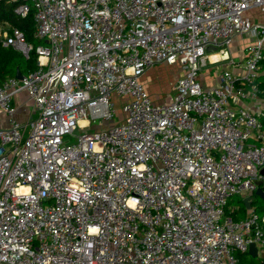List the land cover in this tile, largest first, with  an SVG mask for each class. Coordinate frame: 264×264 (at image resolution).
<instances>
[{"label":"built area","instance_id":"obj_1","mask_svg":"<svg viewBox=\"0 0 264 264\" xmlns=\"http://www.w3.org/2000/svg\"><path fill=\"white\" fill-rule=\"evenodd\" d=\"M11 1L45 43L0 27L4 45L37 56L0 83L12 118L0 129V264H240L251 244L264 264V215L227 212L264 192L263 113L242 105L261 94L264 21L247 12L264 0ZM240 34L254 38L233 61L244 72L205 85ZM159 63L182 71L165 103L140 81ZM22 92L33 108L18 121Z\"/></svg>","mask_w":264,"mask_h":264},{"label":"crops","instance_id":"obj_2","mask_svg":"<svg viewBox=\"0 0 264 264\" xmlns=\"http://www.w3.org/2000/svg\"><path fill=\"white\" fill-rule=\"evenodd\" d=\"M7 26L5 24L0 25V27H4ZM1 38V37H0ZM254 40V38L252 36H250L249 34H240V35H236L233 39L232 42L229 46V55H230V59L229 60H224L222 62H219L217 64H209L206 68L203 69V72L201 73L200 79L201 81L207 85H213L217 83V73L218 71H220L221 69H230L232 70L234 73L236 74H242L244 72V69L241 66H237L234 62H239L241 61V58L245 55V48L246 46L251 43ZM13 47V46H11ZM15 50L20 51L18 49H16L15 47H13ZM21 52V51H20ZM22 53V52H21ZM23 54V53H22ZM23 57L25 59L29 58L27 56H25L23 54ZM217 57H219V55L215 56L212 55L211 56V60L213 61L214 59H216ZM173 68H175V75L169 77V79L166 81V85H170L173 84L176 80V78L181 75L182 71L180 69V67L178 65L173 66ZM153 69L155 68H150L148 69L141 77H140V81L143 83V85L145 86L146 90H150L152 87H154V85H157L158 82L156 81V77L158 78L160 71H153ZM18 72H20L23 76L28 74L29 72L23 73L20 69L17 70L16 72V76ZM263 73V71H262ZM10 77V76H9ZM13 77V76H12ZM162 78V77H161ZM163 79V78H162ZM258 82L259 78H258ZM173 90L171 91L172 94ZM170 101V100H169ZM15 105L18 107L17 108V112L15 113V115L13 116L14 119L18 120V121H25L28 119V117L32 114V108H33V101L31 100V98L28 96L27 93H20L19 95H17V97L15 98L14 101ZM242 105H245L247 107L252 108L253 110H260L262 111L264 116V97L260 94V98H252V97H247L242 101ZM11 121L12 118L5 113L4 111H2L0 109V129L2 128H8L11 125ZM233 198V199H232ZM230 202H229V209L230 212H235L236 214H239V206L231 201L239 199L244 203V200L241 197L238 196H234L232 197ZM255 202V199L253 200V204ZM252 204L251 208H254ZM251 208H247V212L245 215L240 216L239 218H236L235 215L233 214V216L236 219H240V218H244L246 216L249 215ZM228 212V211H227ZM232 214V213H231ZM257 256V255H256ZM259 257V256H258ZM262 261V259H261Z\"/></svg>","mask_w":264,"mask_h":264},{"label":"trees","instance_id":"obj_3","mask_svg":"<svg viewBox=\"0 0 264 264\" xmlns=\"http://www.w3.org/2000/svg\"><path fill=\"white\" fill-rule=\"evenodd\" d=\"M16 3L11 0H0V25L9 23L12 26L20 28L28 42L37 45L40 43H45V41L40 40L35 37V23L33 19V12L31 11L26 17H19L15 12L14 8ZM37 67V56L34 51L31 52L29 58L25 59L20 51L15 50L11 46L4 45L0 38V83H2L9 76H16V72L20 69L23 73L31 72ZM263 71V73H262ZM259 87L261 89V95L264 97V57L261 63V74L259 76ZM264 126V116L261 117ZM256 197H261L257 195ZM239 206V214L235 212H230L227 208L228 213H232L236 218L243 216L247 212V206L239 199L231 201ZM254 208L260 215H264V204L257 205L255 202L253 204ZM240 264H259V259L261 263V258L258 256H253L247 252L237 253Z\"/></svg>","mask_w":264,"mask_h":264},{"label":"rangeland","instance_id":"obj_4","mask_svg":"<svg viewBox=\"0 0 264 264\" xmlns=\"http://www.w3.org/2000/svg\"><path fill=\"white\" fill-rule=\"evenodd\" d=\"M247 16L250 18V20H252L253 23H261L264 21V13L261 11L260 8H254V9L249 10L247 12ZM150 68H155L153 69V71H160V72H157L159 73V75H158V78L156 77V81L158 82V84L154 85V87H152L150 90H147V92L151 96L154 103L168 102L172 98L171 91H172L173 84H171L172 86L170 85L165 86V85L169 77L175 75V72H176L175 68H173L172 65L165 64V63L155 64ZM111 101L113 102V108L115 110L113 122L120 121L124 117L123 110H122L123 98H118L117 96L114 95ZM99 121L100 119H97L96 121H94L90 129L92 130L95 129L96 128L95 125L99 124ZM64 138H65V141L67 142H74L77 140L76 135H66L64 136ZM255 203L257 205L264 204V198L255 197ZM258 261H259V264H262V261L260 263V259Z\"/></svg>","mask_w":264,"mask_h":264},{"label":"water","instance_id":"obj_5","mask_svg":"<svg viewBox=\"0 0 264 264\" xmlns=\"http://www.w3.org/2000/svg\"><path fill=\"white\" fill-rule=\"evenodd\" d=\"M17 78L22 79L23 75L20 72H18ZM75 132L77 133L78 131L76 130ZM261 173L264 174V168L261 169ZM257 184L260 185L261 180L257 181ZM256 194L261 196L262 198H264V192H263L262 188H259L256 191ZM243 200H244V204L247 206V208L252 207V204H253V196L252 195L246 196ZM249 253L252 254L253 256L257 255V248L254 244H251L250 249H249Z\"/></svg>","mask_w":264,"mask_h":264}]
</instances>
